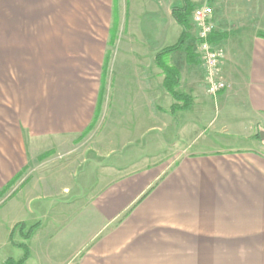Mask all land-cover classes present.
<instances>
[{
  "label": "crops",
  "instance_id": "1",
  "mask_svg": "<svg viewBox=\"0 0 264 264\" xmlns=\"http://www.w3.org/2000/svg\"><path fill=\"white\" fill-rule=\"evenodd\" d=\"M200 1L212 7V41L225 52L221 77L228 89L216 103L221 112L235 106L247 116L244 115L246 132L233 130L234 135L249 140L248 145L224 140L221 135L227 131L226 125L216 134L220 145L208 142L201 132L193 138L188 130L194 123L187 122L178 131L177 141L170 145L173 151L167 167L159 161L152 165L135 161L101 166L96 190L92 189L82 209L49 210L52 221L48 227L39 223L25 241L19 233L13 235L14 244L24 243L29 250L23 264H264V141L255 138L264 132V0ZM173 6L169 8V18L177 35L166 47L175 44L180 35L171 16ZM76 39L73 49L81 50L80 43L85 40ZM166 47L152 57L158 72L154 59ZM106 48L91 46L93 58L68 59L60 47L46 64L41 62L48 74L41 75L40 88L37 84L32 88L18 83L6 88L9 94L0 97V190L28 171L37 143L75 138L106 111V101L102 104L100 98L108 83L106 75V79L100 77ZM36 49L43 54L46 47L43 44ZM195 60L189 62L184 56L185 71L198 65ZM172 65L180 77L177 91L193 100L187 110L190 111L206 94L191 88L180 92L185 72ZM91 66L98 70L93 76L88 73ZM140 75V82L131 85L132 90L138 91H134L131 102L142 116L145 103L139 95L152 87L143 83L142 71ZM170 99L168 110L158 107L151 111L149 129L160 132L161 112L174 123L185 118L179 113L187 111L171 114L174 101ZM137 119L135 122H140ZM43 181L41 178L25 183L0 207L4 245L18 253L17 259L11 260L18 261L23 256V250L9 239L11 230L18 223L27 227L37 223L35 218L28 219L29 203L42 198V185L51 194V188ZM70 193L66 185L60 187L61 197ZM38 209L43 210L44 206L39 205ZM83 215L88 223L82 236L76 223ZM69 219L75 221L69 223Z\"/></svg>",
  "mask_w": 264,
  "mask_h": 264
},
{
  "label": "rangeland",
  "instance_id": "2",
  "mask_svg": "<svg viewBox=\"0 0 264 264\" xmlns=\"http://www.w3.org/2000/svg\"><path fill=\"white\" fill-rule=\"evenodd\" d=\"M193 1V10L198 6L208 5L202 4L200 0ZM179 3L180 0H0L1 99L5 94H9L6 88H12L17 83L32 88L37 84L38 87L41 75H46L48 71L42 63L46 64L53 57L54 51H60V47L65 58L74 59L80 56L93 58L90 47L106 45L100 77L103 80L106 75L108 82L100 95L102 104L106 101V111L91 122L88 130L85 129L75 138H59L43 144L37 143L36 153L29 163L28 171L20 173L14 186L6 192L0 190V207L22 185L42 178L51 188V194L43 189V185L40 187L43 199H31L28 219L34 221L35 218L36 224L41 223L48 227L52 221L49 210L73 212L83 208L92 189L96 190L99 183L101 166L116 165L120 162L129 164L135 161H139V165H152L159 161L167 167L172 158L169 153L173 151V146L170 145L177 141L178 131L187 122L194 123L188 130L193 133V138L201 132L208 142L220 145L217 141L219 135L216 134L221 131L222 125H226L227 131L221 135L224 140L238 146L248 145L249 140L234 135L236 128L246 132L247 116L235 106L221 112L216 103L221 93L215 96L207 91L205 93V68L197 54L199 44L193 22V29L186 44L198 65L187 68L190 71H185V54L182 51L173 54L169 61L186 74L180 92L191 88L199 94L201 89L206 95L200 96L198 105L192 110L179 113V116L185 118L174 123L168 114L161 112L160 132L149 129L152 125L151 111L157 110L158 107L168 110L172 102L162 89V74L154 68L152 57L156 51L173 43L177 31L172 27L169 8ZM76 38L85 40L80 43L81 50L73 49L75 40H78ZM43 44L46 49L41 54L36 48ZM211 46L221 47L215 43H211ZM25 47L26 51L18 52V49ZM24 54L28 56L23 57ZM97 54L98 52L95 55ZM141 71L145 80L143 83L152 87V90H144V95H139L145 103L143 114L139 116L140 111L137 114L135 103L131 102L135 96L131 85L140 82ZM95 72L98 70H95L94 66L88 70L91 76ZM44 82H47V77ZM202 106L203 108H200ZM202 109L203 114L200 116L203 118H200ZM135 119L140 122H135ZM64 185L71 193L61 197L60 187ZM39 205H43L44 209L39 210ZM0 221L2 223V219ZM66 221L70 223L75 219ZM87 223L84 215L76 223L82 236ZM4 242L0 234V261L17 259L18 253L10 245H4Z\"/></svg>",
  "mask_w": 264,
  "mask_h": 264
},
{
  "label": "trees",
  "instance_id": "3",
  "mask_svg": "<svg viewBox=\"0 0 264 264\" xmlns=\"http://www.w3.org/2000/svg\"><path fill=\"white\" fill-rule=\"evenodd\" d=\"M193 8L194 6L191 0H180V3L178 5H175L171 8V16L177 26L180 28V35L175 44L159 51L154 59L157 68L160 69L163 75L162 87L174 101L170 108L171 114H175L179 111H187L193 104V100L191 97L177 91L180 85L179 72L177 71L176 67L173 66L169 61L170 55L175 54L179 51L184 52L189 62H193V59L195 60L194 54L190 51L189 46H187L186 44L190 38V32L193 29L191 18ZM212 34L209 36V42L211 43H213ZM89 128L90 126L87 128V130ZM255 138L259 139L258 134H256ZM18 177L19 175H17L9 183H7L2 188V192H6L8 188L14 186L15 182L18 180ZM37 228L38 224L27 227L24 223H18L13 227L10 232L9 239L14 246H17L23 250V256L18 261L9 259L5 264H23L28 259L29 250L27 246L24 243L19 245L14 244L12 242V237L17 232L20 234L24 241L28 240Z\"/></svg>",
  "mask_w": 264,
  "mask_h": 264
},
{
  "label": "built area",
  "instance_id": "4",
  "mask_svg": "<svg viewBox=\"0 0 264 264\" xmlns=\"http://www.w3.org/2000/svg\"><path fill=\"white\" fill-rule=\"evenodd\" d=\"M213 10L210 5L196 7L192 12V22L197 31L198 56L205 68L206 91L215 96L227 90V83L221 78L220 65L224 58L221 47L211 46L209 36L214 31Z\"/></svg>",
  "mask_w": 264,
  "mask_h": 264
},
{
  "label": "water",
  "instance_id": "5",
  "mask_svg": "<svg viewBox=\"0 0 264 264\" xmlns=\"http://www.w3.org/2000/svg\"><path fill=\"white\" fill-rule=\"evenodd\" d=\"M258 137H259V139L261 140V141H264V132H259L258 133Z\"/></svg>",
  "mask_w": 264,
  "mask_h": 264
}]
</instances>
